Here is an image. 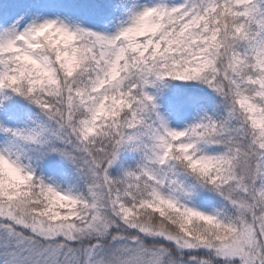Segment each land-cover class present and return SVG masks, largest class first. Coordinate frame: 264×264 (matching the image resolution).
Segmentation results:
<instances>
[{
	"label": "snow or ice",
	"instance_id": "6c2138e0",
	"mask_svg": "<svg viewBox=\"0 0 264 264\" xmlns=\"http://www.w3.org/2000/svg\"><path fill=\"white\" fill-rule=\"evenodd\" d=\"M89 14L0 15V264H264V0Z\"/></svg>",
	"mask_w": 264,
	"mask_h": 264
},
{
	"label": "trees",
	"instance_id": "16d2710c",
	"mask_svg": "<svg viewBox=\"0 0 264 264\" xmlns=\"http://www.w3.org/2000/svg\"><path fill=\"white\" fill-rule=\"evenodd\" d=\"M94 0H71V8L75 14L81 15L84 19L98 21V18L90 15L91 5ZM27 5V0H0V15L3 17L16 15Z\"/></svg>",
	"mask_w": 264,
	"mask_h": 264
},
{
	"label": "rangeland",
	"instance_id": "374dc122",
	"mask_svg": "<svg viewBox=\"0 0 264 264\" xmlns=\"http://www.w3.org/2000/svg\"><path fill=\"white\" fill-rule=\"evenodd\" d=\"M10 16H13V15H10ZM10 16H6L4 17L5 19L9 18ZM86 22H89V23H98V21L96 20H91V19H85Z\"/></svg>",
	"mask_w": 264,
	"mask_h": 264
}]
</instances>
